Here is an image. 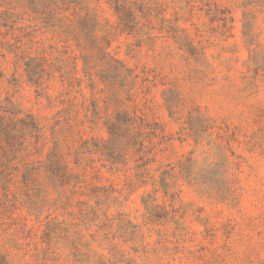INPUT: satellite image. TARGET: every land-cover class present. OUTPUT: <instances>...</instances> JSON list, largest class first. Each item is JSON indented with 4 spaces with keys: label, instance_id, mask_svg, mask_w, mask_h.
Masks as SVG:
<instances>
[{
    "label": "rangeland",
    "instance_id": "obj_1",
    "mask_svg": "<svg viewBox=\"0 0 264 264\" xmlns=\"http://www.w3.org/2000/svg\"><path fill=\"white\" fill-rule=\"evenodd\" d=\"M25 2L0 0V264H264V0L76 1L133 72L113 94L27 83L21 58L79 52ZM117 113L141 120L111 137Z\"/></svg>",
    "mask_w": 264,
    "mask_h": 264
},
{
    "label": "trees",
    "instance_id": "obj_2",
    "mask_svg": "<svg viewBox=\"0 0 264 264\" xmlns=\"http://www.w3.org/2000/svg\"><path fill=\"white\" fill-rule=\"evenodd\" d=\"M76 1L79 0H26L25 8L36 15L37 19L44 23L46 29L63 37L62 42H72L79 52L77 56H71L67 52L66 46H63L62 51L51 46L52 54L48 55L49 58L46 56L21 58L27 83L35 88L45 90L49 86L48 83L54 78V74L58 73L59 81L66 86L68 92L76 87L80 88L84 81L88 83L90 88L94 89L97 87V81H99L104 90H109L113 94L132 83L128 81L133 72L127 69L114 55L107 52L109 47L107 35L100 39H97L95 35L99 27L96 14L89 11L82 2L79 4ZM113 3L114 11L118 15L120 13L118 4L116 1ZM71 10L72 12L67 15L66 13ZM10 18L11 15L8 11L0 13V20L3 21L1 25L6 26ZM21 30L26 31L24 28ZM25 34L30 38L33 35L31 32ZM76 60H80L82 64V78L72 75ZM44 84L47 85L42 88ZM137 118L141 120L137 116L131 117L126 113H117L114 119L106 120L103 125L109 135L113 137L114 129L119 127L126 132H132ZM84 122L74 118L72 124H69V119H65L60 132L78 135L79 128L84 125ZM87 122L92 125L95 124L94 120ZM66 125H68L67 128H65ZM4 131L5 128L0 126V133L3 134ZM104 149H106L105 146ZM108 157L111 163L115 161V156L108 154ZM43 169L45 179L52 184L57 182L63 184V177L70 176L60 165L58 158L52 154L48 155ZM28 173V169H25L24 176H27ZM2 186H4L3 189H6L5 184Z\"/></svg>",
    "mask_w": 264,
    "mask_h": 264
}]
</instances>
